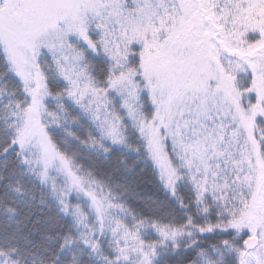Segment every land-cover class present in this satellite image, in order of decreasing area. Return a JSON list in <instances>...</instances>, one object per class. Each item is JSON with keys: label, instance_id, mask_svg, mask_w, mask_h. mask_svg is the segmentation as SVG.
Listing matches in <instances>:
<instances>
[{"label": "snow or ice", "instance_id": "snow-or-ice-1", "mask_svg": "<svg viewBox=\"0 0 264 264\" xmlns=\"http://www.w3.org/2000/svg\"><path fill=\"white\" fill-rule=\"evenodd\" d=\"M15 6L14 0H0V14ZM49 43L55 50L47 52V72L38 57L13 66L0 53V80L18 87L21 96H0V264H65L73 246L84 257L81 264H90L97 254L106 264H264V226L244 230L235 219L198 224L190 214L178 216L187 205L177 199L176 187L157 178L161 196L140 183L138 170L145 167L140 148L129 154L133 166L121 158L129 127L123 117L127 102L119 94L123 77L113 78L112 57L100 52L94 38L69 33ZM257 71L264 75V67ZM49 97L71 115L91 147L99 146L100 152L89 157L92 165L110 171L109 179L123 188L126 199H114L109 185L80 174L81 166L55 139L64 135L59 122L41 127ZM70 135L73 145L86 143ZM203 211L209 213L207 207ZM106 232L108 255L101 251Z\"/></svg>", "mask_w": 264, "mask_h": 264}, {"label": "rangeland", "instance_id": "rangeland-1", "mask_svg": "<svg viewBox=\"0 0 264 264\" xmlns=\"http://www.w3.org/2000/svg\"><path fill=\"white\" fill-rule=\"evenodd\" d=\"M215 2L234 48L242 52L254 48L257 42L249 37L256 33L264 38V0ZM14 4L11 13L0 14V48L13 66L32 64L37 57L39 63L45 62L47 52L55 50L49 43L54 38L80 32L94 36V43L112 57L113 78L123 77L119 89L127 102L123 117L144 134L165 174L188 178L200 195L199 203L205 207L210 199L209 211L219 209L227 223L235 219L244 227L264 226V157L249 138L250 112L235 104L224 82L232 69L217 62L214 67L209 61L219 57L207 36L195 49L183 41V34L175 43L177 30L188 23L181 8L176 16L174 0H14ZM204 43L205 49H199ZM45 44L47 48L42 47ZM132 58L142 72L138 83L137 73H130ZM261 67L264 60L256 63V71ZM256 77L264 104V75L257 71ZM143 92L150 97L149 118L140 103ZM57 122L61 120L42 111L41 127ZM18 127L28 131L22 124ZM55 163L58 166L59 160Z\"/></svg>", "mask_w": 264, "mask_h": 264}, {"label": "trees", "instance_id": "trees-1", "mask_svg": "<svg viewBox=\"0 0 264 264\" xmlns=\"http://www.w3.org/2000/svg\"><path fill=\"white\" fill-rule=\"evenodd\" d=\"M175 5L174 9L176 11V16H178V8H181L180 15L185 16L186 14V23H182L181 27L177 30V36L175 37L176 41L180 40V35H185L183 41H185L189 46L191 45L194 49L196 48L198 42L203 41L205 37L206 42L208 44H212L214 53H216L219 57L217 60L211 61L216 65V62L220 66H226L229 69V74L232 73L224 82H227V87L231 91V97L235 104L250 112V116L248 118V130H249V138L255 144L256 150L259 156L264 157V104L262 102V97L259 93L261 89L260 82L258 81L256 74V63L257 61L264 60V38H259V35H252L249 38L253 42H257L254 48H248L246 51H239L237 48L229 42V33L227 31V26L224 24L223 17L219 12H221L215 0H174ZM193 22V24H192ZM198 23V24H197ZM188 25L193 26V30L190 31ZM213 35V36H212ZM94 38V36H93ZM203 38V39H202ZM259 40H262L259 42ZM199 49H205V43L199 46ZM100 52L105 54L102 48H100ZM136 53V49L134 51ZM0 53L3 51L0 48ZM162 58L163 56H159ZM167 59H172V56H166ZM50 57H48L45 62L41 61L40 64L44 66V71H48ZM89 61H91V57H89ZM131 62V65H130ZM103 63V61H101ZM129 67L131 68V72L137 73L136 83H138L141 78L139 75L142 73L139 64L136 58L129 59L128 61ZM113 75V63L110 61ZM232 64V65H230ZM2 67V64H0ZM223 70V67H221ZM141 76V75H140ZM140 79V80H139ZM50 87H53L50 85ZM237 89L238 92H233ZM54 91H59V89L54 88ZM16 92L18 93L16 99H21L19 95V88L15 85L0 80V96H8L9 94ZM48 109L45 110V115H48V112L51 111L53 113L52 116H55L61 120L60 124L64 129V135L55 138L58 141L59 147L66 152H69L75 160V163L81 166L80 174L88 179L95 180L99 183H104L109 185L112 189L113 198L119 200L121 198L126 199L123 188H116L115 183L109 179V176L112 173L108 170L100 169L92 165L89 157L90 155H94L100 152L99 146L91 147V140L86 136V134L81 131V129L77 126L76 123L73 122L70 114H66L62 112L58 107H56L58 101L55 100L54 97L48 98ZM140 103L142 107V111L145 113L144 115L149 118L152 112V106L150 102V97L147 93L143 92L140 95ZM51 123V122H49ZM49 127L54 128L56 124H48ZM128 133L127 140L125 141V152L122 154L121 158L125 159L129 166H133L136 161L129 158L130 153H134L135 150L140 148V159L145 162V167H142L138 170V173H142L139 175L140 183L150 190H155L160 193L162 196L164 194L163 189L160 188L159 184H157V178L162 179L169 187H176V196L178 200L184 201L187 205V208L183 213H178V216L184 214H190L194 218V222L198 224H203L206 221H210L211 223H227L228 217L224 216L222 212L221 216H217L216 212L220 211L219 209H210L208 214L204 213V208L207 206H211L209 203L211 200L206 199L205 207H203L198 201H200V195L198 194L197 189L191 183L188 178H182L180 176L176 177L173 175L165 174L164 169L160 168L156 159L151 155L149 151V146L146 142L145 136L141 133V136L134 135V131L138 130L130 126L128 123ZM75 133L79 135L82 141H86L83 146L73 145L71 143V135ZM167 154L168 157V147ZM172 157V156H170ZM174 176V177H173ZM21 186H25L23 183ZM212 202V201H211ZM7 208H11L12 205L8 204ZM0 211H4V208H0ZM181 221L178 219L177 223ZM244 230L250 225H245ZM214 238L212 241H202L205 245L208 243L215 242ZM110 239V235L106 232L105 239L102 242L101 251L103 254L108 255L110 253V247L108 240ZM239 240V237H236ZM187 240V237H185ZM76 253V257H74L72 253ZM84 260V257L80 255L77 251L76 247L68 251L64 256L65 264H81ZM90 264H106L105 260L100 258V255H94L90 261Z\"/></svg>", "mask_w": 264, "mask_h": 264}]
</instances>
